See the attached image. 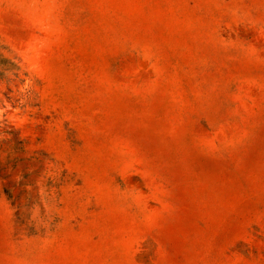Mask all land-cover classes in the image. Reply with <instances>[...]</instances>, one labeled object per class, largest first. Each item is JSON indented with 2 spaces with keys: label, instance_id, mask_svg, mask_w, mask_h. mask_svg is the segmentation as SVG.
Segmentation results:
<instances>
[{
  "label": "rangeland",
  "instance_id": "obj_1",
  "mask_svg": "<svg viewBox=\"0 0 264 264\" xmlns=\"http://www.w3.org/2000/svg\"><path fill=\"white\" fill-rule=\"evenodd\" d=\"M0 264H264V0H0Z\"/></svg>",
  "mask_w": 264,
  "mask_h": 264
}]
</instances>
